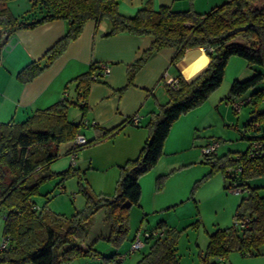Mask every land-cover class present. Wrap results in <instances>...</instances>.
<instances>
[{
	"label": "trees",
	"instance_id": "trees-1",
	"mask_svg": "<svg viewBox=\"0 0 264 264\" xmlns=\"http://www.w3.org/2000/svg\"><path fill=\"white\" fill-rule=\"evenodd\" d=\"M16 0H0V30L12 35L19 30H29L49 21L61 20L66 30L45 54L31 61L16 73L21 83H27L47 69L76 39L86 22L96 24L106 21L110 31L106 36L128 34L151 38L150 45L129 64L126 86L132 84L135 74L156 53L165 48L175 49L171 60L174 65L192 48H203L209 55V63L200 75L190 81L179 76L175 87L166 85L168 101L158 105L150 113L146 124L147 140L134 158L119 166V177L112 195H101L81 186L84 205L70 216L51 211L46 202L39 206L34 198L39 187L53 177L49 164L58 157L61 142L72 141L65 154L75 155L79 149L91 144L77 145L84 121L75 124L68 120V105L86 108V96L91 83L105 82L101 64L91 63L87 70L69 83L74 84V102L59 100L49 107L38 110L25 120L16 123H0V211L3 212L2 236L9 237V249L0 250V264H59L75 255H87L77 249V242L85 236L93 216L104 210L109 224V237L115 244L127 236L129 210L139 206L141 187L139 179L155 167L163 155L164 142L173 123L182 115L201 105L222 83L225 67L232 57H239L248 65L264 67V0H225L205 13L191 9L174 11L161 6L154 10L152 1L145 0L132 16L118 10L120 0H29L28 13L40 12L38 19H16L7 4ZM247 26L242 31L238 28ZM264 82V74L256 73L248 79L234 80L228 99L241 100L243 105L264 104V90L258 89L247 98L241 95L252 91ZM117 91L118 94L125 89ZM245 124L246 130H262L261 135L249 138L250 145L236 157L203 155L213 169H221L225 180L231 183L226 189H247L235 211V219L242 222L240 231L235 227L217 230L209 236L204 264L207 257L224 258L231 250L242 254H261L264 247V196L260 188H249L247 181L264 177V112H254ZM132 124L136 123L131 118ZM85 125H91L85 120ZM112 133V132H111ZM111 133H107L110 135ZM213 143V142H212ZM217 143V142H216ZM218 144V143H217ZM230 168L231 173H229ZM71 169V168H70ZM61 173L67 177L71 170ZM210 171L208 175H211ZM244 223V224H243ZM162 230L161 234L158 232ZM156 232L158 234L153 235ZM144 243L148 251L136 264H179L176 253V232L159 223ZM143 233V234H144ZM112 258H107L112 261ZM115 263H119L114 259Z\"/></svg>",
	"mask_w": 264,
	"mask_h": 264
},
{
	"label": "rangeland",
	"instance_id": "rangeland-1",
	"mask_svg": "<svg viewBox=\"0 0 264 264\" xmlns=\"http://www.w3.org/2000/svg\"><path fill=\"white\" fill-rule=\"evenodd\" d=\"M205 56L209 59L207 53ZM231 59L221 85L201 105L179 119L181 128L169 135L156 168L144 174L146 182L141 188L139 206H132L129 210L126 238L118 244L107 239L109 224L104 219V210H100L93 216L84 236L87 250L91 249L89 253L75 255L59 264H136L148 251L149 245L145 244L140 250L129 253L132 237L137 231L142 236V233L154 230L159 223L177 233L176 253L179 264H204L202 258L205 257L211 234L230 227L240 231L242 222L234 216L241 199L247 195V189L242 188L238 193L226 189L225 185L231 181L223 178L221 169H213L202 153V148L217 142L215 156L236 157L249 147V138L261 135L262 132L261 129L256 132L246 130L245 124L254 112L264 110V104H245L235 112L232 99H228V96L234 80L248 79L256 73L264 74V67L248 65L239 57ZM258 89L264 90V82L241 97L247 98L248 94ZM65 92L68 95L63 94L60 100L74 102L75 90L69 87ZM82 113L78 107L71 103L68 105L69 121L79 124ZM66 145L71 147L73 142L60 143L58 157L48 166L54 173L53 177L39 187V195L34 200L39 206L46 202L48 209L68 217L84 203L81 186H87L101 195L114 193L112 171L115 167L104 165L105 170H101L102 164L94 158L97 161L95 164L87 168L85 163L83 169H78V160L83 159L80 155L87 147L79 149L72 162L71 155L64 153ZM69 169L71 175L67 177L58 174ZM164 170L169 173L155 175ZM228 170L229 173L233 171L230 168ZM210 171L213 173L208 175ZM247 186L260 188L259 194L264 196V177L248 180ZM3 222V212L0 211V242ZM158 232L162 230L158 228ZM259 252L261 254L256 255L255 252L242 254L238 250H231L224 258L207 257V260L215 264H264V247ZM118 255H124V259L115 263L114 259ZM112 257V261L107 260Z\"/></svg>",
	"mask_w": 264,
	"mask_h": 264
},
{
	"label": "crops",
	"instance_id": "crops-1",
	"mask_svg": "<svg viewBox=\"0 0 264 264\" xmlns=\"http://www.w3.org/2000/svg\"><path fill=\"white\" fill-rule=\"evenodd\" d=\"M144 1L120 0L118 10L125 16H132ZM151 1L154 10L166 6L174 11L191 9L196 13H205L224 2L223 0ZM7 6L18 20L30 21L41 16L38 11L28 13L29 0L12 1ZM65 30L66 24L61 20L49 21L29 30H19L12 35L0 30V123L11 120L19 123L36 111L59 101L63 94L67 96L66 89L72 87L74 90V84L69 82L85 72L91 63L107 65L109 73L104 78L106 84L91 83L86 96V108L80 121L86 120L91 125L83 126L80 133L92 143L84 147L87 148L80 155L83 159L78 160L76 166L78 169H83L86 163L89 168L90 164H95L97 161L102 164L101 170H105L104 165L114 166L112 182L114 181L115 190L119 166L126 160L134 158L147 140L146 124L150 113L155 111L158 105L168 101L166 82L177 76L187 82L196 79L208 65L209 59L205 56V50L197 47L185 51L182 58L173 65L171 60L175 49L165 48L154 54L135 74L132 84L125 87L127 67L150 45L151 38L128 34L106 36L110 31L108 22L102 21L96 24L94 21H88L80 35L69 42L65 51L47 69L31 81L21 83L16 78V73L31 61L39 60L63 37ZM231 60L230 58L225 70ZM124 87L121 94H118L117 91ZM182 116L172 125L163 148L166 147L172 131L181 128L179 119ZM131 118L136 119L135 124L130 122ZM67 148L66 145L64 151ZM99 154L101 156L98 157ZM168 173V170H164L155 175ZM145 177L143 175L139 179L141 188L146 182ZM80 209L75 208V210ZM84 239L85 237L77 242L76 246L82 252L88 249Z\"/></svg>",
	"mask_w": 264,
	"mask_h": 264
},
{
	"label": "built area",
	"instance_id": "built-area-1",
	"mask_svg": "<svg viewBox=\"0 0 264 264\" xmlns=\"http://www.w3.org/2000/svg\"><path fill=\"white\" fill-rule=\"evenodd\" d=\"M101 70H102V74H104V75L109 73V67L107 65H102ZM178 82H179L178 79H170L166 82V85L171 86V87H175L178 84ZM242 105H243V102L241 100H238V99L235 100L233 102L234 111L238 112L241 109ZM85 124L86 123L84 122L83 126L86 127ZM86 142H87V140L82 134L76 136L75 143L77 145H82V144H85ZM217 146H218V144L216 142H213V143L207 145L206 147L202 148V153L205 155H208L211 152H213L217 148ZM74 158H75V155H71L72 162H73ZM231 191L236 192V193L241 192L240 189H231ZM241 226H242V223H241ZM152 234L156 235L158 233L153 232ZM149 237H150V235L148 233H144V234L142 233V236H141L140 231H137L136 235H134L133 240L131 241V245H130V248L128 250L129 253L140 250L145 245V243H144L145 239L149 238ZM9 242L10 241H9L8 236H2L1 242H0V250L9 249V247H10ZM123 259H124V255H118L115 260L117 262H121Z\"/></svg>",
	"mask_w": 264,
	"mask_h": 264
},
{
	"label": "water",
	"instance_id": "water-1",
	"mask_svg": "<svg viewBox=\"0 0 264 264\" xmlns=\"http://www.w3.org/2000/svg\"><path fill=\"white\" fill-rule=\"evenodd\" d=\"M246 27H247V26H244V27H242V28H238V29L235 30L234 32H236V31H242V30L246 29ZM262 112H264V110H262Z\"/></svg>",
	"mask_w": 264,
	"mask_h": 264
}]
</instances>
